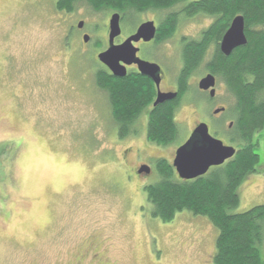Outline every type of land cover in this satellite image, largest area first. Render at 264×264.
Masks as SVG:
<instances>
[{
	"label": "rangeland",
	"instance_id": "1",
	"mask_svg": "<svg viewBox=\"0 0 264 264\" xmlns=\"http://www.w3.org/2000/svg\"><path fill=\"white\" fill-rule=\"evenodd\" d=\"M194 1L199 0L187 2ZM55 4L0 0V151L7 145L0 157V264H76L97 254L111 264H212L214 225L188 212L177 213L170 223L151 216L143 187L158 176L144 181L131 169L150 158L170 161L194 121L209 122L210 135L228 142L231 121L226 112L216 119L213 112L232 105L230 93L220 79L213 100L195 90L215 44L187 76L190 90L175 110L176 140L164 147L147 143L139 117L130 129L133 137L120 139L95 73L105 25L111 14L122 12L78 2L73 18L64 21ZM183 6L125 12L121 23L127 37L142 23L155 21L161 29L168 16L177 15L178 23L163 26L146 53L164 64L171 78L180 67L177 41L199 39L214 22L183 18ZM79 21L91 35L85 52L80 41L71 47L64 41L68 26ZM184 94L191 100L184 102ZM259 136L257 174L238 187L239 204L232 213L264 205V131Z\"/></svg>",
	"mask_w": 264,
	"mask_h": 264
},
{
	"label": "trees",
	"instance_id": "2",
	"mask_svg": "<svg viewBox=\"0 0 264 264\" xmlns=\"http://www.w3.org/2000/svg\"><path fill=\"white\" fill-rule=\"evenodd\" d=\"M187 1L56 0L55 8L67 13L78 2H84L91 7L139 14L146 9L163 11L184 4L179 12L183 18L214 19L197 41L186 45L181 80L200 62L207 46L215 44L216 55L207 64V70L221 80L233 99L232 105L225 108V117L232 124L227 130L228 144L236 147L237 152L226 165L192 181L174 178L167 166L159 163L158 182L144 188L146 203L151 207V216L162 223L172 222L180 212L207 218L217 229L212 264H264V205L232 213L239 204L238 187L247 176L257 174L260 161L256 151L260 147L259 134L264 131V0ZM176 17V14L168 16L161 26L173 28L179 20ZM235 17L244 19L247 43L224 57L219 52V43ZM162 27L159 35L165 29ZM95 78L97 87L107 95L113 120L121 127L119 138H124V128L136 120L151 101L150 83L141 77L118 79L104 72H99ZM176 106L177 102L170 103L150 113L146 133L150 143L164 147L176 140L173 126ZM6 147L3 146L0 157Z\"/></svg>",
	"mask_w": 264,
	"mask_h": 264
},
{
	"label": "flooded vegetation",
	"instance_id": "3",
	"mask_svg": "<svg viewBox=\"0 0 264 264\" xmlns=\"http://www.w3.org/2000/svg\"><path fill=\"white\" fill-rule=\"evenodd\" d=\"M58 13H61V12L57 11V14ZM114 13H116V12H114ZM113 14L110 15V18H111V16ZM73 15H74V13H72V11L67 12V13L66 12H62V18L64 16V18H63L64 21H67L68 19L73 18ZM118 15H119V27H120V33L121 34L113 40V43H112L113 46H119V45L123 44L129 37L133 36L135 34L137 28L140 25L143 24L142 23V24L138 25V27L135 29V31L132 34H130L127 37L124 36L125 37L124 38L123 37V30H122V26H121V23H122V20H123V17H124L123 11H122V13H118ZM110 18L107 21V24L105 25V30H104L105 35H104V39L98 41L102 45L103 50L99 51L98 54L96 55V61H97V63H99L98 60H97V56L99 54H101V53H104L109 48V34H110L109 21H110ZM85 24H86V22L79 21L77 24H73L74 26L73 25L72 26H70V25L68 26V28L66 29L65 40H64L66 42V45L68 47H71L72 44L80 41V45H81V47L83 49H80L79 48V50L82 51V52H85L86 51V48L90 45L89 40H91V38H90L91 35L89 33H87V28H85V26H86ZM154 26L156 28V33H155V36H154V39L153 40H151L150 42H144L142 39H140L138 42L132 43V46L136 50H138L136 52V58L138 60H140L142 62H147L149 64H155V65H157L160 68L159 76H157V79L159 80L158 85H156L150 78L142 76L139 73L138 67H137L136 64H131L129 66L124 65L125 66L124 67L125 68V76H124V79L125 78H130V77L131 78H133V77H135V78L136 77H141V78L147 80L150 83V86H151V101L148 103L149 104L148 107H146V109H144L142 111V113L140 114V116H139V118H140L139 121L144 122V127L142 126V128L144 129V132L145 133L143 134V136H144L146 142L149 143V144H152V143H150L147 140L146 133H147V126H148V120L147 119L150 116V113L153 110H155L157 107H159V106H164V105H167V104H170V103L173 104V103H176V102L178 103L179 100L182 97V94L184 92H186V91L188 92L190 90L189 87H188L189 86L188 81H189V77L190 76L189 77H187V76L189 74H192V73L196 72L197 71L196 69L205 61V57H206L205 56L206 53L204 51L203 56H202L200 62H198L192 69H190L185 74L184 80L182 81L181 80V78H182L181 77V75H182L181 72H183L185 70V60H184V50H185V47L189 43L194 42V41H197L198 39H196V40H189L188 37H187V40L186 39H183L181 41H177V45L180 48L179 53H178V54H180V58H179V60H180V67L178 69V72H177L176 76L174 78H171L170 77V74L168 73V70H167V68H166V66L164 64H162L159 61L150 60L148 58V56L146 55V53H148V51L150 50V48L154 47V44H156V42L158 41L160 23H157V22L154 21ZM90 32H92V30ZM79 50H77V51H79ZM215 50L216 49L214 48V53L211 55L210 60L212 58L214 59V56L216 55V53H215L216 51ZM219 52H220V50H219ZM167 53H171V52H167ZM210 60H209V62H210ZM99 65H100L99 66L100 69H99V71H97L95 73V76L99 72H104V74H106L107 76L113 77L112 74H111V72L109 71V69L107 67L103 66L101 63H99ZM208 75H211V74L209 73L208 70H206L204 72V74L201 76V78L197 81V84H196L197 87H196L195 90H196L197 94L199 93L198 94L199 97H201L200 94H202V95H204V96L207 97L206 100H209L210 101V100H213L216 97V89H215V87L217 85V79L213 75H211L215 79L214 90L212 88H210L207 91H201L199 89V83L201 82V80H203L204 78H206ZM113 78H115V77H113ZM118 79H123V78H118ZM212 90L214 91V95L213 96L210 95V92ZM101 91L103 92V90H101ZM158 96H162V97L172 96V99L171 100L164 101L162 104L155 105V102H156ZM191 98H192V96L191 97H189V96H186L185 97V94H184V97L182 99L184 100V102H187V100H191ZM223 109H224V111L221 112V113H224L225 112V108H223ZM175 110H176V108L173 110V126L176 129V132L175 133H177L179 130H178V125H177V123L175 121V118H174V116H175ZM221 113L214 114V112H213L214 119L218 118V116ZM134 123H135V121H133L131 125H128L127 128H124L125 130L122 131V132H125V135H126V136H124V138L125 137L126 138H128V137H131L132 138L133 137V135H134L133 133L135 131H132L131 132L130 129H131V127H132V125ZM207 123L210 124L207 121H205V122H197V121H194L192 127L189 126V129H188L189 132H188V136H187L186 140L183 141V143L180 144L177 148H175V150H173L172 153L170 154V156H171L170 161H167L165 159H154V158H150V160L148 162L138 163V166L137 167H135L134 169H131L132 172H133V174L135 175V177L136 178H139V179L141 178L144 181H147V180L151 179L154 176H158V180H159V174L157 175V173H158L157 167L159 166V163H162L163 162L167 166V168L171 171V174L173 175V177L176 178V179H178V180H180L179 177H178V175H177V173H176L175 168L173 167V161L175 159V152L177 151L178 148H180L182 145H184L189 140V138L192 135L193 131L197 127H199L201 125H206L208 127V124ZM231 125L232 124L230 123V125L228 127H231ZM208 131H209V127H208ZM120 132H121V127L119 125H115V134H116L115 137H118L119 138ZM210 136L213 137V135H210ZM216 137H213V138L216 139V140H219ZM145 140H144V142H145ZM224 145L225 146H231V145L228 144V142L227 143H224ZM158 147H161V146H158ZM231 147L235 148V150L237 152V148L236 147H234V146H231ZM129 149L130 148H128L127 150L123 151L124 156L127 155ZM154 152H156V151H152L151 152L152 153V156L151 157H154L155 156L154 155ZM234 156H233V158H234ZM233 158L225 161L224 164H222L221 166L211 167L205 175H207L211 170H213L215 168H219V167H222V166L226 165ZM122 166H125V164L122 163ZM146 171H148L149 174H147ZM199 178H201V177H199ZM180 181H182V180H180ZM149 186H151V184L143 187V191H144V188L149 187ZM145 199H146V194H145ZM76 264H111V263L109 262V260L103 259L101 256H99L97 254V255H94L91 258L90 257L89 258L87 257V258H85V259H83L81 261H78Z\"/></svg>",
	"mask_w": 264,
	"mask_h": 264
},
{
	"label": "water",
	"instance_id": "4",
	"mask_svg": "<svg viewBox=\"0 0 264 264\" xmlns=\"http://www.w3.org/2000/svg\"><path fill=\"white\" fill-rule=\"evenodd\" d=\"M109 48L104 53L97 56V60L103 66L107 67L115 78H124L125 66L136 64L139 73L150 78L158 85L160 68L155 64L142 62L136 58V50L132 43L142 39L144 42H150L154 39L156 28L154 23H144L140 25L135 34L129 37L123 44L113 46V40L120 35L119 15L113 14L109 21ZM247 43L244 33V19L235 17L227 31L224 33L220 43L219 50L224 57L229 56L237 48L245 46ZM123 64V65H122ZM215 79L208 75L199 83L201 91H207L210 88L214 90ZM210 95H214V91ZM172 96H158L155 105L162 104L164 101L171 100ZM224 109L214 111V114L223 112ZM236 154L235 148L225 146L220 140H216L210 136L208 127L201 125L197 127L189 140L177 149L173 167L180 180L192 181L204 176L211 167H218L224 164L225 161L233 158ZM149 174L148 171H146Z\"/></svg>",
	"mask_w": 264,
	"mask_h": 264
}]
</instances>
